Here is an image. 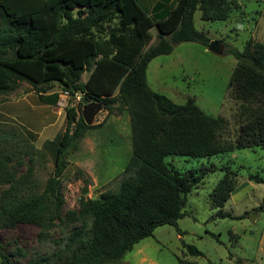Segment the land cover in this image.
<instances>
[{"label": "trees", "instance_id": "trees-1", "mask_svg": "<svg viewBox=\"0 0 264 264\" xmlns=\"http://www.w3.org/2000/svg\"><path fill=\"white\" fill-rule=\"evenodd\" d=\"M241 7L234 0H174L161 13L150 15L138 0H0V96L23 83L42 92L43 82L60 83L72 96L84 94L80 106L67 110V129L45 145L54 153L55 170L42 192L28 190L35 187L29 175L17 178L11 169L15 156L0 136V185L8 186L0 194V227L32 224L49 231L56 224L62 228L78 224L59 248L26 264H120L157 228L178 226L187 216L188 195L211 171L204 166L181 172L166 162L167 157L201 159L264 148V42L249 38L242 51L229 50L237 60L229 83L231 96L241 102L245 117L234 143L220 139L226 126L223 118L196 105L175 103L153 90L147 79L150 62L171 54L175 45L209 46L211 40L194 25L197 10L203 21L224 22ZM148 16L157 27V42L145 49L142 25ZM65 39L89 40L95 52L82 65L62 59L71 52L62 48ZM29 61L39 64L34 67L39 76L21 69ZM110 61L126 69L109 97L93 88L90 77L97 78L98 69ZM95 102L108 116L128 112L133 154L116 191L95 199L82 197L78 210L64 211L61 176L66 157L88 131L102 125L88 126L83 120V108ZM248 181L264 184V177L250 174ZM236 189L237 182L227 171L211 195L213 208L222 209ZM218 215L232 217L222 210ZM178 232L183 234L179 228ZM185 248L191 256L203 255L195 246ZM0 264L16 263L11 254L0 251Z\"/></svg>", "mask_w": 264, "mask_h": 264}, {"label": "rangeland", "instance_id": "rangeland-1", "mask_svg": "<svg viewBox=\"0 0 264 264\" xmlns=\"http://www.w3.org/2000/svg\"><path fill=\"white\" fill-rule=\"evenodd\" d=\"M138 1L150 15L161 13L174 2ZM234 1L242 7L227 21H203L200 10L194 16L195 28L204 32L210 42L221 45L219 54L208 51L200 43H180L171 54L154 58L147 70L153 90L177 104L196 105L209 115L223 118L226 126L220 139L224 143H234L245 121L241 102L231 96L229 83L237 60L229 50L242 51L249 38L264 42V0ZM155 7L159 8L154 10ZM153 23L148 16L142 25L145 49L157 42V27ZM62 48L71 50L62 59L82 65L96 46L89 40L65 39ZM37 66L29 61L21 69L39 76L37 69L30 71H35ZM125 69L110 61L98 69L97 78L90 77V83L96 91L110 97ZM39 90L42 92L23 83L14 92L0 96V136L15 156L11 169L17 178L29 175L30 184L35 187L30 186L28 190L36 192L43 191L55 170L54 153L45 145L67 129V110L81 105L73 99L65 100L63 94L68 88L60 83L43 82ZM98 124L102 125L88 131L78 149L66 157L68 165L61 176L64 211L78 210L82 197L95 199L104 192L116 191L132 157L128 112L108 116L103 109L94 120V125ZM166 162L181 172L198 171L204 166L211 171L188 195L187 216L178 221V226L157 228L152 237L128 252L120 264H264V184L248 181L250 174L264 177V148L236 150L201 159L169 156ZM227 171L232 172L237 182V192L232 193L222 209H214L211 195ZM7 188L0 185V194ZM220 210L232 217L219 216ZM76 226L62 228L56 224L49 231L32 224H19L12 229L0 227V251L11 254L16 264H26L31 258L59 248L63 238ZM185 245L195 246L203 255H189Z\"/></svg>", "mask_w": 264, "mask_h": 264}, {"label": "water", "instance_id": "water-1", "mask_svg": "<svg viewBox=\"0 0 264 264\" xmlns=\"http://www.w3.org/2000/svg\"><path fill=\"white\" fill-rule=\"evenodd\" d=\"M208 51L219 54L222 50V47L217 42H210L209 46L207 47ZM103 106L100 103H89L87 104L82 110V116L84 122L91 126L94 124V120L97 115L102 112Z\"/></svg>", "mask_w": 264, "mask_h": 264}, {"label": "built area", "instance_id": "built-area-1", "mask_svg": "<svg viewBox=\"0 0 264 264\" xmlns=\"http://www.w3.org/2000/svg\"><path fill=\"white\" fill-rule=\"evenodd\" d=\"M83 96H84L83 93H76L74 96H72L69 91H66L63 94V97L65 98V100H67V99H73L77 103H80L81 102Z\"/></svg>", "mask_w": 264, "mask_h": 264}, {"label": "crops", "instance_id": "crops-1", "mask_svg": "<svg viewBox=\"0 0 264 264\" xmlns=\"http://www.w3.org/2000/svg\"><path fill=\"white\" fill-rule=\"evenodd\" d=\"M124 112H126V111H124ZM90 131H91V130H90ZM85 137H86V135H85ZM85 137H84V138H85ZM84 138H83V139H84ZM233 194H234V193H233Z\"/></svg>", "mask_w": 264, "mask_h": 264}, {"label": "bare ground", "instance_id": "bare-ground-1", "mask_svg": "<svg viewBox=\"0 0 264 264\" xmlns=\"http://www.w3.org/2000/svg\"><path fill=\"white\" fill-rule=\"evenodd\" d=\"M237 192V191H236ZM235 191L233 193H236Z\"/></svg>", "mask_w": 264, "mask_h": 264}]
</instances>
